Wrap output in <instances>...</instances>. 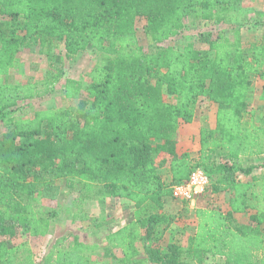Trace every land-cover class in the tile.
Masks as SVG:
<instances>
[{
    "label": "trees",
    "instance_id": "1",
    "mask_svg": "<svg viewBox=\"0 0 264 264\" xmlns=\"http://www.w3.org/2000/svg\"><path fill=\"white\" fill-rule=\"evenodd\" d=\"M238 1L0 0V119L7 127L0 135V264H102L88 260L87 244L76 237L71 246L67 236L56 238L39 262L20 254L24 244L10 242L19 230L38 236L49 229L55 210L39 213L34 201L61 178L69 188L80 183L83 196L92 188L93 196L134 203L136 219L105 235L108 252L121 251L112 264H199L207 255L225 264H264V173L252 174L264 162L237 170L231 162L264 154V125L243 118L252 77L264 79V42L244 48L236 28L232 40L222 33L209 38L207 50L193 43L163 45L185 28L186 18L230 22L229 6ZM137 18L146 20L151 49L138 43ZM55 42L63 43L66 58L90 48L103 63L92 68L85 85L65 79L63 95L75 105L8 117L19 101L48 94L52 82L7 80L21 46L47 52ZM198 98L217 110L215 127L200 129L194 158L177 151L176 138L180 124L193 120ZM162 166L170 170V183ZM195 167L220 173L212 192L229 191V210L197 208L186 245L162 247L150 239L151 230L169 223L163 208L171 185L188 179ZM238 171L250 179H238ZM247 211L249 222L236 223L233 213ZM141 240L146 258L135 260Z\"/></svg>",
    "mask_w": 264,
    "mask_h": 264
},
{
    "label": "rangeland",
    "instance_id": "2",
    "mask_svg": "<svg viewBox=\"0 0 264 264\" xmlns=\"http://www.w3.org/2000/svg\"><path fill=\"white\" fill-rule=\"evenodd\" d=\"M229 18L230 22L222 23L207 20L193 22L190 18H186L185 28L178 35L166 40L163 45L182 48L187 43H193L196 48L207 50L209 38L222 33L232 40L233 30L236 28L240 30L244 48H247L249 43L264 42V0H239L229 6ZM145 23L144 18L136 19V35L138 43L148 50L153 47V42L144 32ZM102 63L101 55L90 48L69 59L64 55L62 42L53 43L47 52H40L37 45L23 43L16 54L14 66L8 72L7 80L11 83L46 80H52V82L48 84V94L40 98L19 101L15 107L8 110V117H28L36 109L64 108L68 105H75L76 100L69 101L63 95L65 79H78L85 85L92 68ZM164 99L167 102H176L175 96L164 94ZM246 103L247 107L243 110L244 120L248 121L253 118L255 122L264 125V79L257 76L252 77ZM194 107L193 120L189 123H181L178 128L176 149L178 152H188L192 157L197 158L200 148V129L210 128V123L215 124L217 104L206 98H198ZM6 129L7 127L0 119V135ZM180 130L183 135L181 139L178 136ZM157 143H159L157 140L151 141L152 145ZM161 155L157 157L158 160L161 159ZM251 161L252 158H241L238 162H231L237 170L239 167L252 165ZM259 163L255 162V164ZM159 172L165 182H171L168 166L160 167ZM236 174L239 179L246 177L239 171ZM209 177V184L203 193L184 199L174 198L172 195L169 197L183 203H192L195 209L200 208L197 207L198 205L220 208L222 198L212 192V185L218 180L220 173L215 170ZM85 179V176L81 177V180L85 181ZM52 187V189L47 188L37 193L34 201L36 211L39 213L55 210L56 216L51 221V228L49 227L44 234L38 236H31L19 230L15 236L10 238V242L14 245L24 244L20 247V254L24 257L29 255L34 262H39L56 238L67 236L66 245L71 246L76 237L79 242L87 244L88 247L83 252L88 260L102 264L115 263L114 257L119 258L121 251L112 249L108 252L105 235L136 219L137 212L134 203L119 197L93 196L92 188L88 189V195L83 196L79 191L80 183L77 182L74 188H69L65 178L56 180ZM175 209L176 206L172 210ZM163 212L171 219L168 224L153 227L150 239L159 240L162 247L170 243L185 246L188 235L183 232L185 226L179 219V214L167 213L164 208ZM178 212L179 209L176 213ZM245 217L249 221V215ZM144 234L142 233L143 236ZM143 244L142 240L137 244L139 254L134 258L135 260L146 258ZM141 264L152 263L144 261ZM191 264L198 263L191 262ZM199 264H225V262L220 256L207 255Z\"/></svg>",
    "mask_w": 264,
    "mask_h": 264
},
{
    "label": "crops",
    "instance_id": "3",
    "mask_svg": "<svg viewBox=\"0 0 264 264\" xmlns=\"http://www.w3.org/2000/svg\"><path fill=\"white\" fill-rule=\"evenodd\" d=\"M214 127H215V124L210 123V128L213 129ZM181 131L182 130H180L178 133V136L180 139L183 137ZM251 162L252 164H255V162H260V163L264 162V154H260V155L252 157ZM263 173H264V168L254 169L252 171V174H263ZM249 179H250V176H246L245 179H240V180L246 181ZM170 180H172L171 175H170ZM217 194L220 195V197L222 198L219 204L220 205L219 209L224 212L228 211L229 210V191H221L220 193L218 192ZM197 203L199 204V202ZM175 206H176V209L173 211L172 209ZM197 207L204 208L205 206L198 205ZM177 209H179L178 213H176ZM195 210L196 209L193 207L192 203H187V202L183 203L180 201H176L172 199L171 197H166L165 202H164V211H166L167 213L172 212L173 214L175 213L176 215L179 214V219L183 221V225L185 226V229L183 230V232L187 233L188 235L187 238L193 235L196 229L197 220L195 216ZM245 215H249V220H250L252 211H247L243 213H233V218L235 222L238 224H247L249 221H247V218L245 217ZM185 221H187V223H185ZM263 229H264V225H262V230Z\"/></svg>",
    "mask_w": 264,
    "mask_h": 264
},
{
    "label": "built area",
    "instance_id": "4",
    "mask_svg": "<svg viewBox=\"0 0 264 264\" xmlns=\"http://www.w3.org/2000/svg\"><path fill=\"white\" fill-rule=\"evenodd\" d=\"M209 179V175L202 167H195L192 169L188 179L172 183V196L184 199L195 194H201L206 190Z\"/></svg>",
    "mask_w": 264,
    "mask_h": 264
}]
</instances>
